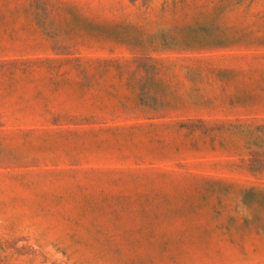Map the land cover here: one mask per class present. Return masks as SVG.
I'll list each match as a JSON object with an SVG mask.
<instances>
[{
	"label": "rangeland",
	"instance_id": "obj_1",
	"mask_svg": "<svg viewBox=\"0 0 264 264\" xmlns=\"http://www.w3.org/2000/svg\"><path fill=\"white\" fill-rule=\"evenodd\" d=\"M0 264H264V0H0Z\"/></svg>",
	"mask_w": 264,
	"mask_h": 264
}]
</instances>
